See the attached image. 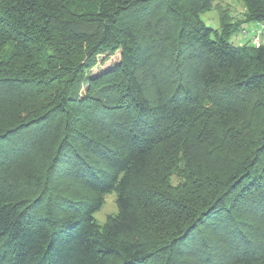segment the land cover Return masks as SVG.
<instances>
[{
    "label": "trees",
    "instance_id": "obj_1",
    "mask_svg": "<svg viewBox=\"0 0 264 264\" xmlns=\"http://www.w3.org/2000/svg\"><path fill=\"white\" fill-rule=\"evenodd\" d=\"M215 1L0 0V264H264V0Z\"/></svg>",
    "mask_w": 264,
    "mask_h": 264
},
{
    "label": "rangeland",
    "instance_id": "obj_2",
    "mask_svg": "<svg viewBox=\"0 0 264 264\" xmlns=\"http://www.w3.org/2000/svg\"><path fill=\"white\" fill-rule=\"evenodd\" d=\"M229 14L232 17L233 21H243L244 14V6L240 0H216L212 9L209 12H206L200 16L205 25L213 30H218L219 28V14ZM243 29L247 33L244 37L239 34H235L231 37V43L235 46L242 45L247 42L253 43L251 38L256 36L258 31H262V35H260V39L258 41L259 44H264V28L256 27L255 24L244 25ZM118 60V54L108 58L106 56H102L98 58L97 65L91 69L90 76L99 75L113 67L115 62ZM117 209L115 205V194L111 193L104 197V204L99 212L94 215L96 222L99 225L105 223L106 219L110 215L116 214Z\"/></svg>",
    "mask_w": 264,
    "mask_h": 264
},
{
    "label": "built area",
    "instance_id": "obj_3",
    "mask_svg": "<svg viewBox=\"0 0 264 264\" xmlns=\"http://www.w3.org/2000/svg\"><path fill=\"white\" fill-rule=\"evenodd\" d=\"M259 27L262 29V28H264V25H259ZM260 35H262V31L261 30L258 31V33L256 34V36L253 38V43L255 45H258L259 44L258 41L260 39Z\"/></svg>",
    "mask_w": 264,
    "mask_h": 264
}]
</instances>
